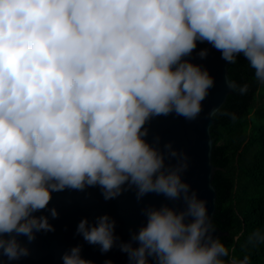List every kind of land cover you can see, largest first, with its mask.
Returning <instances> with one entry per match:
<instances>
[{"label":"water","instance_id":"obj_1","mask_svg":"<svg viewBox=\"0 0 264 264\" xmlns=\"http://www.w3.org/2000/svg\"><path fill=\"white\" fill-rule=\"evenodd\" d=\"M25 13L0 17V56L42 46L69 67L63 94L34 103L53 124L0 143V264H214L227 232L211 126L255 7L34 0Z\"/></svg>","mask_w":264,"mask_h":264},{"label":"trees","instance_id":"obj_2","mask_svg":"<svg viewBox=\"0 0 264 264\" xmlns=\"http://www.w3.org/2000/svg\"><path fill=\"white\" fill-rule=\"evenodd\" d=\"M33 2L0 0V17L18 24ZM244 2L256 15L236 33V55L228 66L233 92L211 126L214 226L227 232L217 240L214 264H264V0ZM68 67L66 54L42 46L10 59L0 56V143L14 147L53 124L58 111L35 110L34 103L63 94Z\"/></svg>","mask_w":264,"mask_h":264}]
</instances>
